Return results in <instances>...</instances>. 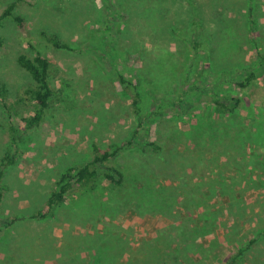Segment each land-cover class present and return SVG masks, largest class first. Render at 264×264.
<instances>
[{
  "label": "rangeland",
  "instance_id": "obj_1",
  "mask_svg": "<svg viewBox=\"0 0 264 264\" xmlns=\"http://www.w3.org/2000/svg\"><path fill=\"white\" fill-rule=\"evenodd\" d=\"M108 1L120 13L121 21L113 22L103 40L99 38V30L104 28L100 0H0V15L13 2L12 14L24 21L22 28L10 19L0 23V92L5 91L3 101L0 97V159L13 152L8 145L5 111L15 113L18 124L20 117L33 110L24 94L29 77L17 66L16 57L36 52L43 55L50 64L54 92L43 121L24 137L14 164L3 173L0 220H15L1 229L0 264H225L241 249L238 264H264V76L247 89L232 83L220 87L242 101L235 114L218 117L200 106L174 120L166 101L171 100V90L186 88L182 72L170 73L161 65L166 81L160 84L151 70L159 63L153 61L161 49L182 62L183 68L188 66L187 61L183 64L182 38L191 36L185 21L197 0L166 2L160 7L162 16L155 28L148 26L143 13V7L153 6L151 0H126L130 2L127 15L120 10L124 0ZM248 5L255 18L258 44L264 49V0H233L229 8L239 15L234 31L240 50L233 60L217 65L212 75L203 69L206 79L201 83L215 84L217 71L241 69L256 58L242 16ZM198 6L205 17V32L219 40L222 23L208 18L212 9L208 5ZM165 7L172 12L166 15ZM229 8L227 18L233 19ZM42 32L56 34L59 43L71 50L47 44L40 38ZM99 40L109 42L102 54L96 49L103 46ZM239 57L244 63L237 67ZM195 67L190 69V79L197 74L199 66ZM117 74L129 81L138 79L143 112H152V98L161 96L164 108L148 137L162 148L151 152L135 145L124 147L109 165L126 172L129 165L143 164L156 172L158 184L175 190L185 185L186 172L191 185L199 186L196 199H206L204 204L135 214L130 202L112 205L109 210L95 194L80 196L76 188L68 194L73 201L66 197L53 218L31 219L44 207L59 176L90 155L91 145L104 150L131 139L136 118ZM197 127L200 129L195 131ZM179 133L184 144L176 141ZM194 140H203L209 168L203 170V177L197 172L191 178L189 169L175 166L186 165L179 158L190 152L184 146ZM232 151L235 159L226 154ZM218 184L221 186L216 188Z\"/></svg>",
  "mask_w": 264,
  "mask_h": 264
},
{
  "label": "trees",
  "instance_id": "obj_2",
  "mask_svg": "<svg viewBox=\"0 0 264 264\" xmlns=\"http://www.w3.org/2000/svg\"><path fill=\"white\" fill-rule=\"evenodd\" d=\"M218 1L219 0H197L194 4L193 12L188 15L189 20L185 21V24L187 25L186 28L191 30V36L188 39H183L181 37L184 43L183 64L186 61L189 62L187 67L183 68L182 62L174 61V59L170 57L171 54L168 52L166 53V49H161L154 56L155 60L153 63L159 62L157 65L152 67L151 70L156 82L161 84L166 81L163 77L161 65L165 66L170 73L181 70L184 77L183 83L186 84V88H177L179 90L176 89V91L171 90V100L166 101V107L170 108L173 115H175L174 120H181L180 118L188 116L190 111H192L195 107L200 108V106L204 107V112L209 109L210 112L218 117L223 114H235L238 105H240L242 101L239 98L231 97L222 91L220 87L231 85L232 83L240 89H247L253 82L264 76V49H262L258 44L260 39L255 35V18L252 13L251 6L248 5L247 11L242 16L245 20L247 35L250 39L251 48L255 51L256 58L252 63L244 65L241 69L230 72L217 71V74L213 79L216 82L215 84L208 85L201 83V80L203 81L206 79L205 76L202 75L205 74L203 69L211 71L210 75H212L213 69L217 70L219 68L217 65L233 60L235 58L236 50L239 49V42L235 39L237 36L234 30H236L235 24L240 19L239 15L229 8L233 0L223 1L228 7L223 2L218 5ZM100 2V18L104 28L99 30V38L106 40L112 29L113 22L115 20L120 22L121 17L120 13L111 7L108 0H100ZM151 2L153 3V6L151 8L143 7V13L148 18V26L155 28L157 20H159V16H162L160 7L166 2L170 3L171 0H151ZM122 4L123 6H120V10L127 15L130 2L124 0ZM14 5L15 4L12 2L10 5L5 7L0 15V23L4 19H10L18 26V28H22L24 26L23 19L12 14ZM198 5H200L201 8H205L208 5L212 8L209 12L208 18H211L215 23H222L223 32L220 38L221 40L219 39L215 41L210 34L205 32L203 24L205 17H203ZM215 7H220V9H216ZM227 8H229L231 14H233L235 18H227ZM165 11L166 15H168L172 12V9L165 7ZM126 19L127 16H125V19L121 22L123 27L126 26ZM173 30L174 29L172 28V31L170 32H173ZM40 38L54 48L71 50L69 46L59 43V38L56 34L42 32L40 34ZM211 41L214 42L212 43ZM99 42L103 43V46L99 45L95 48L102 54L105 52L104 50L106 46L108 45L107 47H109V42L104 43L105 41L102 42L100 40ZM2 44L3 39L0 37V46ZM215 45H219V47H216ZM28 47L32 48L31 43H29ZM15 61L17 66L21 68L29 77L30 85L26 87L24 94L30 104H32L33 110L31 115L20 117L18 119V124L14 120V118H16V114L5 111L6 116L4 122L9 137L8 145L10 144L9 148L13 152L11 154H6L0 159V204L2 202L4 192V170L14 164V155L19 154L20 145L22 144L24 137L29 132H32L35 128H37L43 121L45 112L49 106V101L54 95L53 89L50 86V64L43 55L38 52H36L34 56L19 54ZM236 62L238 64L237 67L244 63L241 57H239ZM195 66H199L197 74L195 73L190 79V73L192 71L190 69ZM180 73H178V75ZM116 79L120 85L122 94L124 96H128L132 107V114L136 118V129L133 131L131 139L124 140L120 147L117 145H110L108 149L106 148L104 150H100L98 146L94 144L91 145L90 155L77 165L66 169L59 176L49 197L46 199L44 207L42 210L32 215L30 217L31 219L43 220L46 218H53L55 211L63 205L66 197L69 201H73L71 197H68V194L76 188L80 190V196L95 194V196L107 208H110L112 205V207H114L119 204L130 202V208L135 212V214H154L162 211L173 212L178 207L204 204V200L206 199H196L199 193V186L191 185V183L186 179V172L185 185H183L180 190H175L172 187L170 189L165 185H161L160 183L158 184L156 172L145 169L143 164L129 165L126 172L118 169L117 166L109 165V163L114 160L124 147L127 148L131 145H135L142 148V150L147 149L151 152L156 150L159 151L162 148L158 143L150 140L148 137L152 124H154L155 120L161 116L164 108L162 105L164 104V101L161 96L156 98L157 95H155L152 98L150 105L152 112H143L140 108V90L138 79L129 81L120 74L116 75ZM4 95L5 91L1 90L0 97L2 98V101L4 100ZM21 101L22 100L19 99V102ZM197 118L201 122L204 121L202 116H197ZM198 129L200 128L197 127L195 131ZM215 130L218 131L217 127H215ZM174 133L178 134L176 129L174 130ZM179 134H181V136L176 141L179 144H184L182 133ZM185 136L187 135L185 134ZM245 139V134L242 132V143ZM204 146L203 140H199L198 142L194 140L192 145L184 146V149H187L190 152L183 155L182 159L179 158V161L183 160L186 165L183 166L181 164H176L175 167L189 169L190 172L187 171V173L191 176V178H193L197 172H200V177H203L204 174H206L203 170L209 168L204 154ZM233 153L234 151L226 154L233 157ZM233 158L235 159V157ZM220 186L221 185L218 184L215 187L217 188ZM104 191L106 192L105 196L102 195ZM178 197L184 198V201L179 202ZM111 208L109 210H112ZM14 220V218L9 222L0 220V232L4 225L5 228H7ZM262 233H264V231ZM241 253L242 249L239 251L237 250L236 254L228 257L225 264H238L237 260H240L238 255L240 256ZM100 258L101 257H98L96 260Z\"/></svg>",
  "mask_w": 264,
  "mask_h": 264
}]
</instances>
